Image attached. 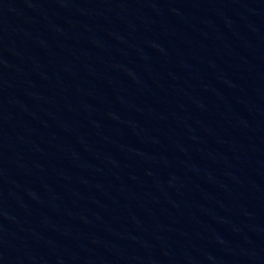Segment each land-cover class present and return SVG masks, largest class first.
I'll return each mask as SVG.
<instances>
[{
	"label": "water",
	"instance_id": "water-1",
	"mask_svg": "<svg viewBox=\"0 0 264 264\" xmlns=\"http://www.w3.org/2000/svg\"><path fill=\"white\" fill-rule=\"evenodd\" d=\"M264 189V0H0V264H227Z\"/></svg>",
	"mask_w": 264,
	"mask_h": 264
}]
</instances>
